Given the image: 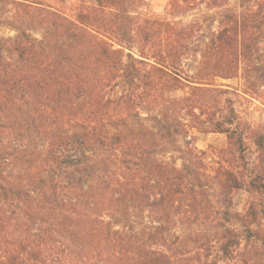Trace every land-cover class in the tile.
I'll return each mask as SVG.
<instances>
[{"label": "trees", "instance_id": "trees-1", "mask_svg": "<svg viewBox=\"0 0 264 264\" xmlns=\"http://www.w3.org/2000/svg\"><path fill=\"white\" fill-rule=\"evenodd\" d=\"M144 1L0 0V264H264V0Z\"/></svg>", "mask_w": 264, "mask_h": 264}, {"label": "rangeland", "instance_id": "rangeland-1", "mask_svg": "<svg viewBox=\"0 0 264 264\" xmlns=\"http://www.w3.org/2000/svg\"><path fill=\"white\" fill-rule=\"evenodd\" d=\"M48 4H51L55 8L67 13L70 16H74L76 11L79 9L81 4L85 3V1L91 0H43ZM170 0H145L140 11L143 14H147L148 16L154 18H163L167 14V7ZM231 6H237L239 0H229ZM215 11H205L197 10L192 11L186 15L180 17V19L184 22L192 21L194 19H201L204 15L213 14ZM2 33L4 35H12L14 32L3 28ZM264 48V46H263ZM189 64H193L192 61L187 62ZM187 68V67H186ZM217 84H221L225 86V88L230 89V96L233 97L235 102V107L244 119H247L251 122H260L264 121V106L262 105L260 98H258V91H261L263 87H247L244 81L241 78H232V79H224L217 78ZM181 92H179L180 94ZM187 141L193 143L195 147L199 150L208 151V158H212L214 153L226 146V135L216 132H202L197 129H191L190 136L186 138ZM253 149H250L249 153L252 152ZM252 157V154H249ZM159 157L161 159L167 160H176L178 165H181V160L178 158V153L174 151V147L165 144L163 150H161ZM248 199V192L245 190H241L236 193L233 197V210L236 212H242L245 206V203Z\"/></svg>", "mask_w": 264, "mask_h": 264}]
</instances>
